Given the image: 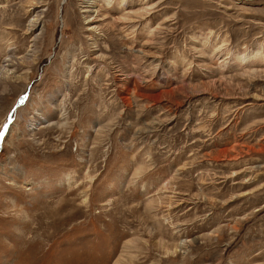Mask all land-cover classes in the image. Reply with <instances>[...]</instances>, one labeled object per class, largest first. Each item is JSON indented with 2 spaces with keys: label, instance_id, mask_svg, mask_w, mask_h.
I'll return each mask as SVG.
<instances>
[{
  "label": "rangeland",
  "instance_id": "rangeland-1",
  "mask_svg": "<svg viewBox=\"0 0 264 264\" xmlns=\"http://www.w3.org/2000/svg\"><path fill=\"white\" fill-rule=\"evenodd\" d=\"M0 133V264H264V0H0Z\"/></svg>",
  "mask_w": 264,
  "mask_h": 264
},
{
  "label": "bare ground",
  "instance_id": "bare-ground-1",
  "mask_svg": "<svg viewBox=\"0 0 264 264\" xmlns=\"http://www.w3.org/2000/svg\"><path fill=\"white\" fill-rule=\"evenodd\" d=\"M124 100H125V99L122 98V101H124ZM126 100H127V99H126ZM16 105H17V106H15L14 109H16V108L18 107V103H17ZM6 127H7V124L4 123V124H3V127H2L3 132L5 131ZM61 222H64V221H61ZM56 223H57V222H56ZM59 223H60V221H59ZM57 225H58V224H57ZM55 226H56V225H55Z\"/></svg>",
  "mask_w": 264,
  "mask_h": 264
},
{
  "label": "water",
  "instance_id": "water-1",
  "mask_svg": "<svg viewBox=\"0 0 264 264\" xmlns=\"http://www.w3.org/2000/svg\"><path fill=\"white\" fill-rule=\"evenodd\" d=\"M9 122H10V119L7 120L6 124H8ZM0 134H2V133H0Z\"/></svg>",
  "mask_w": 264,
  "mask_h": 264
}]
</instances>
